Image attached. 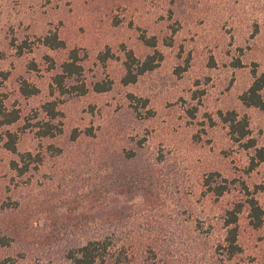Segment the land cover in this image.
<instances>
[{"label": "rangeland", "instance_id": "1", "mask_svg": "<svg viewBox=\"0 0 264 264\" xmlns=\"http://www.w3.org/2000/svg\"><path fill=\"white\" fill-rule=\"evenodd\" d=\"M51 32L65 49L42 44ZM151 37L156 47L145 44ZM74 49L83 75L64 85L85 94L55 82ZM128 51L162 60L124 85ZM254 69L264 71V0H0V96L21 115L3 130L17 133L18 153L42 159L20 177L11 168L18 154L0 142V234H18L0 246V264H69L67 249L105 226L86 227L85 217L106 220L117 203L104 178L127 151L154 167L146 187L154 194L121 200L128 209L108 264H264V222L255 228L247 207L243 253L230 259L224 248L223 217L246 200L243 185L264 210V162L250 171L255 149L245 147L247 139L264 147V110L241 100ZM23 81L38 93L23 95ZM97 84L110 89L99 93ZM50 102L54 120L44 111ZM229 112L247 120L246 140L232 139ZM47 121L58 134L40 135ZM214 173L230 184L221 198L204 186Z\"/></svg>", "mask_w": 264, "mask_h": 264}, {"label": "trees", "instance_id": "2", "mask_svg": "<svg viewBox=\"0 0 264 264\" xmlns=\"http://www.w3.org/2000/svg\"><path fill=\"white\" fill-rule=\"evenodd\" d=\"M44 46L53 49H65L66 43L57 32H51L41 39ZM145 44L151 47L157 46V38L151 37L150 39H144ZM126 50V49H125ZM157 54L148 56L145 61L138 60L133 51L126 52L125 68L126 74L122 79L124 85L132 84L137 82L138 78L149 71H153L159 63L156 60L161 61V58L157 59ZM81 58L76 49L70 51L68 60L62 64V73L57 75L55 78L56 84L63 90V92H69L70 90H80L82 94L86 93L84 86H73L71 89H66L64 82L66 79L79 78L83 75V66L81 64ZM240 64V63H239ZM254 71V79L249 89L241 96L243 104L247 107H255L264 110V97L262 92L264 91V71L258 73L256 69ZM3 76L7 77L6 73ZM110 89L109 86L97 84L95 91L102 93L107 92ZM21 93L23 95H35L38 93V89L31 87L27 81L21 83ZM44 111L50 120H54L57 117V111L55 108V102H50L44 105ZM20 111L17 109L9 110L4 104L3 98L0 96V142H4V147L14 154H18V161H12L11 168L17 173L18 176L22 177L32 170H36V164H40L42 159L40 156H36L31 152L23 154L18 153L17 133L11 132L10 130L4 131L5 127H8L16 123L20 119ZM226 124L230 129V134L235 142H242L249 136V124L246 119H238L236 112H229L223 117ZM55 125H52L50 121L43 124L40 135L42 137L55 136L58 133L54 131ZM58 132H61L59 130ZM76 138V137H75ZM247 149L254 148L255 152L251 158L250 171L254 170L261 163L264 162V147H257L256 141L253 139H247L245 145ZM139 154L135 151H127L121 160V164L117 165L115 171L109 170L105 174L104 190L107 194L114 193L118 196L116 204L110 203L106 211V220L104 216L99 215V220L85 217L86 227L92 223L101 222L105 224L99 230L91 233L88 238L83 242H79L76 245H72L67 249L65 259L69 264H108L109 258L112 251L118 247L121 236L118 234L119 222H121L126 216L127 207H124L126 199L127 201L143 196L148 198V195L153 196L151 190L147 189L148 182L153 175L154 167L151 165H136L139 159ZM158 162L162 163V159H158ZM108 168L113 167V162L108 163ZM220 174L214 173L210 175L204 183L207 187L208 192L216 198H221L227 193L231 192L230 184L225 180L223 183H216V176ZM246 200L244 202H238L233 207L225 212L223 217V226L226 229L225 236V247L228 258L232 259L243 253L242 247L239 245V217L244 211L245 207L249 209L250 222L255 228L262 226L264 222V210L260 206L258 200L254 197V193H250L248 187L243 185ZM123 206V207H122ZM68 215L65 220L71 223L74 218ZM58 222H55V229L58 226ZM18 234L15 231L0 234V246L11 247L18 243ZM222 245L219 247L221 248ZM116 259V264L119 262Z\"/></svg>", "mask_w": 264, "mask_h": 264}]
</instances>
